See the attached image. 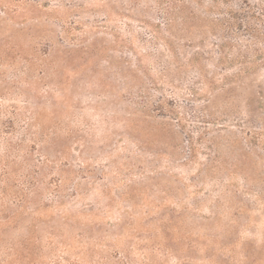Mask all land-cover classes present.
<instances>
[{
  "label": "rangeland",
  "instance_id": "rangeland-1",
  "mask_svg": "<svg viewBox=\"0 0 264 264\" xmlns=\"http://www.w3.org/2000/svg\"><path fill=\"white\" fill-rule=\"evenodd\" d=\"M0 264H264V0H0Z\"/></svg>",
  "mask_w": 264,
  "mask_h": 264
}]
</instances>
